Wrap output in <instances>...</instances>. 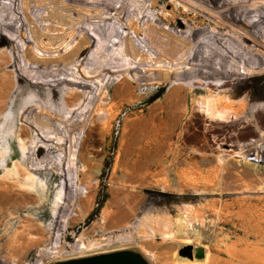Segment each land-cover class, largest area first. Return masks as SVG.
I'll return each instance as SVG.
<instances>
[{"label":"rangeland","instance_id":"1","mask_svg":"<svg viewBox=\"0 0 264 264\" xmlns=\"http://www.w3.org/2000/svg\"><path fill=\"white\" fill-rule=\"evenodd\" d=\"M36 1L29 2L31 11L48 16ZM89 1L91 5L82 7L105 14H82L89 20L82 26L96 38L94 46L68 67L63 62L31 66L45 72L64 68L74 75L64 74L62 79L88 80L90 89L66 83L56 90L43 86L44 91L35 89L25 94L21 83L27 75L14 63L19 51H9L12 64L0 70V100L10 94L2 101L6 100L8 114L14 115L8 119L5 109L0 108V264H54L120 250L139 252L150 264H264V162L250 157V164L257 167L231 163L222 169L216 162L205 163L218 154L238 151L237 144L245 142L241 130L223 132L217 129L218 123L205 120L197 103L199 97L205 100V91L189 94L186 112L184 100L168 103L175 93L172 84L142 85L141 77L157 73H146L140 56L115 55L116 46L110 42L120 30L129 37L119 43L120 48L139 45L141 39L150 60L161 55L168 61L156 41L178 42V47L184 48L189 43L184 36L189 32L182 25L185 22L192 27L183 16L173 25L163 20V11L171 12L174 6L190 17L223 23L228 29L220 32L236 39L245 34L242 25L233 23L234 32L232 22L221 18L222 10L205 3L210 0H161L156 10L149 0H114L115 10L108 14L97 6L103 0ZM24 6L17 0L16 15L27 24ZM69 14L70 21L79 19L74 11ZM129 20L144 35L138 38L129 29ZM37 25L54 38L55 52L40 51L29 28L28 40H18L24 49L29 46L36 55L60 59L74 46L68 45L71 39L62 41L59 37L70 32L71 24L64 27L47 19L37 20ZM47 26L64 30L61 34L49 32ZM202 29L218 31L208 25ZM153 31L157 34L151 39L148 35ZM80 34L74 32L77 38ZM99 41L104 47L102 53L97 52ZM109 61L117 65L111 67L114 71L83 79L85 71L106 66ZM75 64L81 65L78 71L72 70ZM251 83L255 86L258 81L255 78ZM69 90L80 95L66 97ZM173 108L181 115L175 127L169 118ZM163 123L172 127V134L161 132ZM30 173L36 180L29 178ZM121 234L129 235L125 248L118 244L93 252L74 248ZM185 245L204 247L205 260L183 261L178 251Z\"/></svg>","mask_w":264,"mask_h":264},{"label":"bare ground","instance_id":"2","mask_svg":"<svg viewBox=\"0 0 264 264\" xmlns=\"http://www.w3.org/2000/svg\"><path fill=\"white\" fill-rule=\"evenodd\" d=\"M30 1L32 0H21V2L25 5L24 7H26L25 11L28 20V23L24 24L16 15L17 0H0V70L12 64V59L10 60L9 58V51L11 53H16L17 51H19V55L15 57L14 63H17L20 67V70L27 75V78L25 77L26 79L21 83V88L23 92H25V94L27 93V91H35V89L44 91V89L42 88L43 86H51L56 90V88H59L66 83L90 89V83L88 80L74 81L68 78H61V75L64 74L67 76H73L74 72H72V74H67V70L64 68H59L56 71L45 72L37 70L38 68H34L31 65L39 64L41 67L49 66L52 64L55 65L59 62H63L62 64H65V67H68L69 64L75 63L77 61L76 58L80 55V53L90 49V47H92V45L94 46V43H96V38L88 31L86 27L82 26L88 20V18H82L83 12H87V15H92L95 12L97 13V16L105 14L100 12L101 10L83 8L82 5L87 6L92 4L89 0L36 1L37 7H42L48 12V16H45L41 12L31 11L32 8L29 5ZM149 1L152 4V10H156L159 7V3L161 2V0ZM205 3L214 5L215 9H221V12L217 10L221 18L229 20L230 23L232 22L233 28L236 27L233 23H240L242 25L241 30H243L245 33L241 34L243 36H239L240 34L238 35L241 39H236L228 34H225V32L221 33L220 30L226 31L228 29V27L223 23H215L205 17L196 15L190 17L187 13L184 12L185 10L182 11L180 7L178 8L174 6L173 11H163V14H160L163 20L168 25H173L177 22L179 16H183L185 21L191 23L192 27H190L185 22L182 25V29L189 32V36H184V38H187L189 40V43L184 48L178 47L180 46V43L178 42H175L176 45H172L171 42H167L164 40L156 41V46L161 49L163 55H166L168 57V61L162 59L161 55H157L154 59L152 58L150 60L147 56V53H145V49L147 48V46L141 39H139V45L130 44V46H126V48H120L122 46H119V43H125V41L129 38L126 33H120V30L117 31L116 35H114L115 37L110 42L112 43L111 45L116 46V49L114 51L115 55L118 53H124V56L128 54H133L136 57L140 56L139 63H141L144 68H147L145 72L157 73L155 76L151 74L152 76L141 77L140 80L142 85H162L164 82H169L170 84H172L171 86L174 88L175 93L173 94V97L169 99L170 101L168 100V103L176 104V102L174 101H177L179 103L184 100L186 112L189 94H195L197 93V91H205L207 94L205 100L203 98H200L198 95L199 98L197 101L199 105L198 112L202 114L205 120L212 123H218L219 127H217V129L223 132H226L229 129H234L237 131L238 129L241 130V132L239 131V133L245 142L243 144H237L238 151H232L233 154L231 155H226L227 153L225 155L218 154L214 159L208 158L206 161H204L205 163H208L209 165L213 162H216V164L220 166L221 169L231 163V165H238L239 167L246 166V168H255L257 167L256 163L250 164V157L259 159L257 162H264V0H210L209 2ZM115 4L116 2L114 0H103V2L101 4H98L97 6L106 9V14H108L110 13V11L115 10ZM124 4L125 2L123 3V5ZM72 11L79 14V19L70 21L72 17L69 16V13ZM210 17L212 16L210 15ZM47 19L57 22L64 27L69 24L72 25L71 29H68L70 30V32H64L62 34L60 33V31L64 30L63 28L57 29L51 26L46 27L49 32H59L61 34H59V37L62 39V41L64 39L66 40L67 38L71 39L69 40L70 42L68 45L72 46V44H74V46L69 48V51H67L65 55L60 57V59L52 56L43 57L40 53H38L40 55H36L30 50L29 46L24 49L23 46L18 43L19 39L28 40L29 28L30 33L33 34L38 40V48L40 49V51L46 53L53 52L56 47L54 38H51L50 34L43 33L37 25V20L43 21ZM192 21L194 22L192 23ZM129 24V29L132 30L138 38L144 35L143 31L136 26V23L131 22ZM206 25L212 26L215 30L218 29V31L216 33H212L203 30L202 27ZM71 30L73 32H71ZM76 30L81 33L78 38L76 37V35H74V32ZM232 30L234 31L237 29L234 28ZM227 32H229V30ZM237 32L238 31H236V33ZM155 34H157V31H153L151 35L148 36L149 38L154 39ZM48 38H50L49 41L45 42V39ZM246 42H251L253 43V45L250 46ZM251 47H253V49ZM96 48L97 52L99 51L100 53H102L104 51V47L101 41L97 43ZM21 57L26 58L29 63L22 61ZM115 65V62L109 61L106 66H96L91 72L85 71L83 79L93 78V75L103 71L109 73L113 70L111 69V67L117 66ZM74 66L76 67L74 69L72 67V70L78 71L77 67H80L81 65L75 64ZM241 69H243L244 72H242ZM34 73H36L37 75H34ZM30 77H32L33 79H30ZM243 77L244 79L246 78V80H244ZM255 78L257 79L258 83L257 85L253 86L251 81H253ZM184 81H189V83L184 84ZM132 82L129 83L133 84ZM13 89L14 83H12V85L10 86V92ZM9 95H5L4 97H2L3 99L6 98L7 100L9 98ZM72 95L79 96L80 94L74 90H69L66 94V97ZM2 97L0 100V108L5 109V115L8 117V119L13 118L14 115L10 116L8 114L9 108L7 109L6 100L2 101ZM27 113H29L28 110L25 111L22 115H27ZM74 113L76 114V112ZM10 114H12L11 111ZM180 117L181 115L178 114L177 109L173 108V111L169 113V118L171 122H173V127H175L176 124L179 123ZM163 125L164 128L162 127V129H164V131L161 130V132H163V134L165 135L172 134V127L166 126L165 123H163ZM20 142L22 141L20 140ZM41 146L42 148L46 149V147H44L43 145ZM219 149H221V147ZM22 152H25L24 146L22 147ZM236 157H239L241 159H236ZM243 160H245V162H243ZM242 162L243 165H240ZM235 169L236 168H234V170ZM34 177L35 176L33 173L29 174L30 179H35ZM128 238L129 235L121 234L109 239L104 238L103 240L98 241L95 244H90L88 246L82 243V246L78 248V246L75 245L74 248H76V250L84 249V251L86 250V252H93L106 250L108 248L114 247L115 244L124 247L125 242L128 241ZM104 240L107 241L103 242ZM185 241L189 240L186 239ZM68 255L70 256L71 254ZM182 260L189 261L184 258Z\"/></svg>","mask_w":264,"mask_h":264},{"label":"water","instance_id":"3","mask_svg":"<svg viewBox=\"0 0 264 264\" xmlns=\"http://www.w3.org/2000/svg\"><path fill=\"white\" fill-rule=\"evenodd\" d=\"M178 255L190 261L204 260L206 256L205 249L200 246L185 245L182 246ZM54 264H150L148 260L139 252L130 250H120L110 253H103L88 257H82L72 260L61 261Z\"/></svg>","mask_w":264,"mask_h":264}]
</instances>
